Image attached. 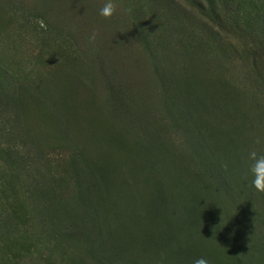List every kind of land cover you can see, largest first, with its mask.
I'll list each match as a JSON object with an SVG mask.
<instances>
[{
  "label": "rangeland",
  "instance_id": "1",
  "mask_svg": "<svg viewBox=\"0 0 264 264\" xmlns=\"http://www.w3.org/2000/svg\"><path fill=\"white\" fill-rule=\"evenodd\" d=\"M113 2L0 0V264H264V0Z\"/></svg>",
  "mask_w": 264,
  "mask_h": 264
},
{
  "label": "clouds",
  "instance_id": "2",
  "mask_svg": "<svg viewBox=\"0 0 264 264\" xmlns=\"http://www.w3.org/2000/svg\"><path fill=\"white\" fill-rule=\"evenodd\" d=\"M117 7L118 5L113 0H106V3L100 9V15L110 20L115 15ZM40 24L43 26V21H40ZM97 35L96 32H93L89 37L90 41L95 42ZM254 142L260 144L262 140L260 137H257ZM248 159L251 161L249 171L253 177L252 185L256 192L264 194V155H258L256 150H252L248 153ZM193 264H209V262L206 258L200 257L195 259Z\"/></svg>",
  "mask_w": 264,
  "mask_h": 264
}]
</instances>
